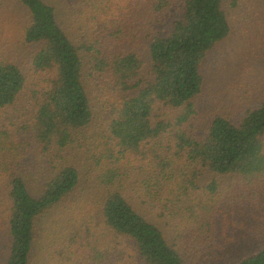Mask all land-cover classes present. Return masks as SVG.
Wrapping results in <instances>:
<instances>
[{
	"label": "trees",
	"instance_id": "1",
	"mask_svg": "<svg viewBox=\"0 0 264 264\" xmlns=\"http://www.w3.org/2000/svg\"><path fill=\"white\" fill-rule=\"evenodd\" d=\"M230 2L184 0L169 33L151 31L140 47L128 49L120 37L134 16L112 0H80L94 14L86 17L91 25L78 42L46 1L0 0V181L9 206L1 264H32L39 221L77 189L78 157L98 150L103 157H92L90 173L105 192L103 236L75 228L47 238L58 253L41 264H118V247L128 244L143 264H187L218 245L229 252L220 264H264V101L238 125L215 117L203 136L190 124L203 88V61L230 34ZM93 75L118 93L94 144L99 102L83 82ZM35 154L51 174L38 194L23 176ZM128 154L145 166L130 168ZM204 171L232 181L226 191H218L217 180L197 186ZM193 187L203 191L195 199ZM218 197L239 209L217 213ZM213 215L224 226L240 215L242 233L216 230ZM176 217L183 228L171 241L157 222L175 224ZM245 239L257 248L240 251L237 243Z\"/></svg>",
	"mask_w": 264,
	"mask_h": 264
},
{
	"label": "rangeland",
	"instance_id": "2",
	"mask_svg": "<svg viewBox=\"0 0 264 264\" xmlns=\"http://www.w3.org/2000/svg\"><path fill=\"white\" fill-rule=\"evenodd\" d=\"M44 1L55 7L58 21L73 41L78 42L77 37H80L82 30L86 27L90 28L89 25L91 24L86 17L94 14V11L81 7L80 0ZM183 1L146 0L144 3L142 0H112L120 7H125L127 16H134L133 19L128 17L131 21L126 22V34H122L120 37L122 46L128 49L140 47L144 36L151 31L162 35L169 33L172 22L180 16ZM232 1H234V7L231 5L230 0V4H225L230 34L224 41L216 45L212 51L207 53L202 64L203 88L194 102L196 114L190 121L194 134L199 136L206 135L209 125L215 117L225 118L229 122L238 125L247 111L257 108L264 101V0ZM157 6L160 7L158 12H156ZM78 9L81 12L80 15L76 13ZM135 14H141L144 18L140 19ZM132 22H134L133 28H128V25ZM87 69H90L89 65L85 66V70ZM83 82L91 99L99 102L94 110L99 114L100 119L96 121L91 129L93 133L91 143L94 144L105 133V125L102 121H104L106 115L109 118L111 117L112 111H109V104L117 101L118 93L117 90L107 86L94 75L93 77H84ZM166 114L167 116L173 115L170 110L166 111ZM102 152L103 150H98L96 154L91 151L89 154L84 153L81 158L78 157L76 165L81 174L79 185L74 193L39 221V239L36 243L37 248L32 258V264H41V262L48 261L54 254L58 253V246H54L55 243H50L47 238L58 239L59 236H63V233L71 232L75 228H79L81 235L89 232L93 236L94 234L98 237L103 236L100 224L101 205L105 192L97 185L94 175L90 173V169H94L92 157L97 155L102 159ZM29 161L24 168L23 176L30 192L38 194L43 191V185L51 174L45 161L38 158L37 154L33 155ZM124 161L130 165V168L145 166L141 163L144 162L143 159L136 157L132 159L129 154ZM152 161L150 160L151 165L147 166L152 168ZM130 180L133 181L134 178ZM209 180L219 182L218 191H226L232 181L229 177L223 178L204 171L196 185L205 186ZM4 192L5 184L0 181V264L8 246L7 221L9 206L8 202L5 201ZM202 192L193 187L190 195L192 199H195V196ZM221 193L223 192H219L220 195ZM220 198L218 197V201L213 204L217 213L226 212L232 207L239 209L233 201H225ZM215 215H213V218L215 219L214 226L216 230L227 232L230 230L235 234L242 233L240 228L242 224L237 223L240 220V215H238L237 221L226 226L221 222L217 223L216 221L219 220ZM241 216H245L244 213ZM235 217L236 214L234 213L231 218ZM178 220L179 217H176L173 221L175 224L163 222L162 220L157 222L165 236L171 241L179 237L177 234L180 233L177 232L181 227L183 228L182 223ZM212 243L213 240L210 239L208 244L211 248ZM237 248L240 251L241 249L252 251L253 248L255 250L257 247L254 242L245 239L239 240ZM118 249H120L118 264H143L137 258V252L131 244L122 248L118 247ZM228 258V249H221L218 245L212 249L210 254L209 252H203L202 255L189 259L187 264H220Z\"/></svg>",
	"mask_w": 264,
	"mask_h": 264
}]
</instances>
